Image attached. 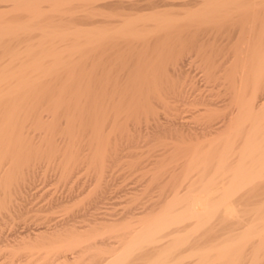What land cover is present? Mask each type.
Masks as SVG:
<instances>
[{"label":"bare ground","instance_id":"bare-ground-1","mask_svg":"<svg viewBox=\"0 0 264 264\" xmlns=\"http://www.w3.org/2000/svg\"><path fill=\"white\" fill-rule=\"evenodd\" d=\"M42 1H46V0H0V9L9 8V7H11V5L14 8L16 5H18V6L23 5L24 7H26V10L29 11V14L33 13L34 14L33 17L35 16V18H36V16H37V18H38V15H39V17L44 16V15L40 16L39 13H38V15H35L36 10H39L38 8L41 7L39 5L44 3ZM49 1H51V0H47V2H49ZM52 1L54 2V7L59 6L60 8L63 9V7H61V6L66 7V4L73 1V0H52ZM93 1L94 2L89 3V7L87 6V9H91V10L93 9V14H94V13H100L102 11V8L100 9L99 7H104V8L106 7L105 8L106 10H108V9L110 10L107 12L111 14V16H108L107 18L112 17L113 20H111L110 22H106L105 24L108 23V25L104 29H102L101 27H93L92 29L95 31V32H93V30L91 29L93 33L90 32L91 30L87 29L91 33V35H90V33H88V35H89L88 38L89 37L91 38L90 40L87 38L86 35H84V33L82 34L83 36L81 34L79 35L78 34L79 29H78L77 37L79 38V37L86 36L83 39L87 38L88 40L86 41V43L84 42L85 44L83 43V45L81 43V45H79V46L75 45L76 47H74V45H73L71 47H74L77 53L82 52V51L84 52V49H86V47H88V49L91 47L90 51H88V49H87V51L89 52L88 53L89 55L92 54L91 57H92L93 61L91 60V62H93V64H94L92 70L90 68L91 74H89V77H90L89 79H91V83H90V81L89 82L87 81V82H85V84L87 83V85H84V86L82 85V82L84 83V81H85L84 79L88 80V77L87 78L85 77V76H87L86 75L87 72L84 73L85 70H84V68H82L84 71H82V69H81L80 75L78 72L76 73L77 65L74 69L69 67V69L71 68L69 70V72L71 73V74H69V80L67 79L69 72L65 75L67 80L65 79V77H64V79L66 81L62 79V82L65 81L66 83L61 84V85L56 83L57 81H59V83H60V80H61L60 78L62 77V75L65 72V71L64 72L62 71L63 73L60 74L61 69L64 68V64H68L70 61L68 62V60H69L68 59L67 60L68 63H67V62H65L66 59H65V61L61 60L60 58L63 59L62 55H65V54H62L61 51L60 52H57V51L51 52L49 50L50 49L49 47H52L53 45L57 44V39H59L60 37L63 38L66 36V35H63V31L61 32L62 33L61 36L59 35L60 33L58 35L55 34V36H54V35H51L53 32L52 33L47 32L48 34H50V33L51 34L48 35L45 33V35H47L44 37L45 39L43 38L44 35L42 37L40 36L39 39L42 38L44 40L41 39L38 41L39 42L38 43L36 40L34 42V38L32 36H30L31 33H29V31L32 32L33 26L32 27L28 26V25H30L29 20L27 21L28 23L26 21H24L25 23H27L26 25L24 24L25 26H23V25L22 26L12 25V26H15V27H12V26L8 25V27L2 26L3 28L0 29V51H2L1 49H3V48H4V50H6L7 47L10 48V49L7 48L9 51L6 50L7 54H9L8 55L9 58H7L6 60L5 59L1 60V58H0V182L2 181V179L4 180V177L6 175L8 177L9 174H10L9 179L10 178L12 179V176H13V178H20L21 179V177H23L22 178L23 180L25 178L27 179L26 176L30 174L29 173L30 169H28L29 160L31 158L32 159L35 158L33 156H36V157L39 156L38 153H40V151L36 152L37 149H39V147L38 148H34V146L30 147L33 143L30 144V140L28 141V138H27L28 133H26V131H25V130H27L25 128H27L26 125L29 124V120L31 121V123H32V120L33 121L35 120L37 122V124L41 127L42 126L44 127V125L45 126H54V127L56 126V127H58V125L61 124L60 123L61 120L64 119V117H66L67 118L66 122H67V124H69V126H67V124H65V126L70 128V130H68V132L69 131L72 132L74 130V128L76 129L79 126L80 121H81V126H82V123L86 124V128L88 126H90V124H93L92 126H90L91 127L90 129H92V127H93V130L95 132V133L94 132H92V133L96 134V136L93 134L94 135L93 139L94 138L99 139L103 134H104V138H105L106 137L105 135L109 133V132L103 133L104 132L103 130L107 127V124L115 123V124H113L114 125L113 128H115V127H117L116 124H122V122H125V126H126V124L128 125L130 123H132V125H133L134 121H139V123H140V119L143 120V118H142L143 116L141 114L143 113L142 111H144L146 113H152L151 116H152V120L154 123L152 125H155V127L158 126L160 128V126H159V125H161V124H159L160 118L158 117L159 118L158 119L155 117L156 116V114H155L156 109H158V108L154 105L158 101H156V103L153 104L152 97L154 96V94L158 95L159 89H160V91H162V88L160 87L161 85L159 84V89L157 87V84L154 85L155 88L157 87V89H158V90L156 89L157 91L154 90V88H152V86H148L153 82V80L150 82V84L144 85L145 80H147V78L149 76L144 77V79L146 78L143 81L144 84L140 83L142 75L140 72L135 71V65H138L140 63L145 62L144 65L146 64V66H143V67H145V69L149 68V67H147V64H148L147 62L149 61V63H150V61H151V64H152V58L149 56L151 58L149 60V57L147 56V54L148 53L151 54L150 51L153 50L152 46L155 47L154 44H156L158 41L160 42V40H163L164 37L160 38V40H159V33L160 32L164 31L163 33H166V34H168L169 31L178 32L177 38L171 39V40L175 39L176 44H177V42H180L181 44H183L184 42L186 43V39L188 37H189L188 38L189 40L193 37L194 41H193V39H191V40L193 42H195V44L199 47L197 49H200V51H203L205 54H207L206 58L204 57L205 56V54H204V56L202 57L203 59H201L202 61L205 60V63H206V64H204V67H205L204 70L205 71L201 72V73H203L202 75L206 76V74H204V72H206V71H208V74H209V76H208L209 80L206 79L208 82L207 87L210 85L209 84V83H211L210 81H212V82H214V84H211L214 87V89H213L214 91L216 90L215 87L218 88V86H222L225 89L224 93L225 94L228 93L230 96L228 98H226V96H228V94L225 95L224 101H226V102H224V103H219L220 101H217L219 104H221L220 106H217V102L215 100H213V101L210 100L211 98L209 99V101L207 99L204 102L205 104H207V110L205 113L207 114V112H209L208 122H207V119L206 120L204 119L206 117V114L205 113H204L205 115L202 114V112L206 108L204 109L202 107L204 109L203 111H201L202 115L197 114L199 111L196 109L198 111L196 113L197 117L198 116H204V118L200 117L199 118L200 120L199 119L198 120L202 121V119H203V122L206 121V122H204V125L206 124V126L205 127L203 126L204 130H205L204 132H203V128H202L203 136H205L204 139L198 140L199 135H198V137H196L192 133V131H193L192 129H194V128H192V127H194L193 125L191 126L192 131H190V133L187 132V130L189 129L188 127H190V126L187 127V125L189 123L187 122L188 124H186V127H187V130H186V127H185L186 122H181V120L178 121L179 119L182 118L183 115H181V114L179 115L178 112H177L178 115L174 114V116H173L174 119H172V121L170 122L171 123L170 125L172 127L170 125H168V127L169 126L171 127V131L174 134V139H175L174 144H173L174 148H175L174 153L176 156H180V154L185 153L184 155L187 156L185 158L186 162H204V163L205 162H217L216 166H217L218 162H219V164L217 167L215 166L217 170L214 171L215 173L214 172L212 173L213 174L212 178H209L208 179L209 181L207 180L208 182H206V184H204V187H203L204 190L202 189L198 194L189 195L190 197L188 196L187 197L188 199L187 200L185 199V201L188 202L187 203L188 205L186 204V207H185L184 206L185 201H184L183 207H185L186 209L181 210V211H183L182 213L178 214L177 212H179V210L177 211L174 208L173 209L177 212L172 213V212H170L171 210L166 211V212L164 211L163 214L159 218H157V220L155 222L151 221V222H154L152 225L150 223H148L150 227L148 229L146 228L147 229L146 231L143 230L144 228L142 229L143 231H141V233H143V234L138 235V237L135 236L136 240L135 239H133V241L130 240L131 243L129 245H127V248L125 247L126 249L123 250L122 253H120V251H119L120 254L118 253L119 255H117V254L115 255L117 257L114 258V255H113L112 257L114 259L112 258L113 260L112 261L110 260L111 262H108V263L109 264H122V263L126 262L129 259L130 254H131L134 247H136V249H138L139 247L137 245L144 244V245L150 246V245L145 244V243L155 244L156 243L155 241H157L156 238L158 236H162V235H160V233L163 234V231L167 228H170L173 226L176 227L175 225L179 226L180 224L181 225H183V224L187 225V223H186L187 221L194 219L197 222L193 223L194 220H193V222H190V223H193V225L191 224L192 226L195 225L194 228L192 229V231H199V230H202L203 228L206 229L208 226H210L212 224V222L214 223V220L216 218H221L222 222H224L225 225L226 224L231 225L234 223V225L237 227L233 226V227H235V228H233L231 226L233 229L230 230L229 233L226 231L228 234L225 233L227 235L225 237L226 240L224 242H222V244H221V240H220V243H219V241L216 243H212L210 241V243H207V246L209 244V247H205L206 249L203 246L202 247L203 250H196L195 252H192L189 256L187 255L188 257H192L191 259H193V257H195V260L189 264H264V213L262 212L263 209L258 210V209H256L257 208L256 207V208H254V209H256V211L254 212V211H252L253 208H251L250 211H248L245 214V217H242L241 216L242 211L240 212L241 208H239L240 205H239V207L238 206L236 207L235 206L236 201L234 202V197L237 194L239 196V193L241 191H242V193H246V192H243V191H245L244 189L247 190L249 187L250 188L255 187L258 184H260L262 182V180L264 182V176H263L264 175V0H183V1H181V0L180 1H177V0H107L106 1L105 0L106 2H103V3H102L103 0H93ZM202 1H204V2H202ZM13 2H15L16 4H14ZM98 2H100L101 4ZM49 3L51 6L52 2H49ZM13 5H15V6H13ZM67 5H69V4H67ZM178 5H180V6L183 5V6L189 7L188 10H186L187 12L183 13V17H180L181 14L177 13L179 15V17H178L176 14V11H175L176 9L174 10V7H176ZM183 6H181V7H183ZM54 7L52 6L51 9H55ZM96 7H98L97 10L100 9L98 12H95V11H97ZM16 8H17V6H16ZM60 8H58V9H60ZM162 8L164 9L163 11H161ZM179 8H178L177 12H179V10L182 9V8L181 9H179ZM183 8H186V7H183ZM20 9L23 11V7L22 8L20 7L19 10H17V11H21ZM105 9L102 12L106 11ZM155 9L156 10L160 9V10L159 11H152ZM40 10H41V8H40ZM56 10L57 9H55V11H52V13L55 12L56 14H58ZM145 10H149L151 13L149 14L148 13L149 11L148 12L146 11L147 15H143V13H140L141 11L145 12ZM182 10L184 11L185 9H182ZM62 11L64 12L65 10H62ZM62 11H60V12L62 13ZM132 11H136V14H137V11L138 12L140 11L139 12L140 14H137L139 16L133 18L135 13L130 14ZM183 11H181V12H183ZM40 12H44V11L41 10ZM146 12H145V14H146ZM130 15H133V16L128 17ZM28 17H30V16H28ZM27 19H29V18H27ZM36 19H34V20H36ZM0 20H1V17H0ZM18 21H19V19H18ZM54 21H56V20H54ZM33 23L36 25L35 22H33ZM47 23H49V22H47ZM114 23H117V24L119 23L120 25L115 26L116 24H114ZM148 23H153L154 26L148 27V25H147ZM98 24H100V23H98ZM140 24L144 25V26H142V28H141ZM16 25H17V23H16ZM49 27L50 26L48 25V28ZM52 27H53V25H52ZM43 28H45L44 25H43ZM47 29H43L44 30L43 32H46ZM2 30H5L6 32H3ZM41 30L42 29H40V31ZM50 30H48V31H50ZM52 30H54V28H52ZM69 30H70V28H69ZM57 31H56V33H58ZM72 31H74V30H72ZM183 31H185V33ZM21 32H26L28 35L26 33L21 34ZM80 32H81V28H80ZM181 32L183 34L189 35V36L185 35V41H182V39H181L184 36V35L183 36L180 35ZM36 33H38V32H36ZM66 33H67V31H66ZM72 34H74V32H72ZM75 35H76V33H75ZM169 35H170V33H169ZM160 36H161V34H160ZM180 36H182V37L180 38ZM186 36H187V38H186ZM66 37H69V34ZM77 37H75V38H77ZM166 38H168V37H166ZM36 39H38V37ZM66 40H67V38H66ZM68 40H69V38H68ZM78 40L80 41V38ZM20 41H24L25 43L27 42L26 43L27 46L25 47L24 45H26V44L21 43ZM164 41L167 43V40H164ZM8 42H10V43L12 42L13 44H15L16 42H20L21 44H23V46L25 48L24 49L22 47L21 48L20 47L14 48V45H12V47H11V46H9V44H7ZM36 42L38 44L35 47ZM58 43H59V41H58ZM62 43H63V41H62ZM161 43H163V42H161ZM187 43H189V42H187ZM48 44H49V47L46 49H48L49 51L45 52L44 47L48 46ZM50 44L52 46H50ZM76 44H78V41L76 42ZM31 45H32V47H31ZM197 46H195V45L192 46L189 51H191V49L194 48L193 49L194 51L192 50L193 53L194 54L196 52L198 53V51L195 52V50H197V49H195ZM40 47H43V49H41V50H44V51L39 50V52L41 51L42 54L45 53V55H47V54L51 55V57L53 58V55L55 57V55L59 56V54L61 53V56L59 59H58V57H55L56 58L55 60L51 59L50 56L49 57L46 56L47 58H49L47 60V58H44L45 55H43L42 58L38 59L33 54H36V52H38L36 49L40 48ZM154 49L156 50V48H154ZM75 50H72V51H75ZM25 51H27V52H25ZM72 51L70 49L69 53H72ZM87 51H85V53ZM6 52L4 51V53H6ZM90 52H91V54H90ZM64 53H67V49L65 50ZM85 53H80V54L85 55ZM189 54L190 53H188L187 56H189ZM31 55H33V57H35L36 59H33L31 57ZM70 55H72V54H70ZM152 55H153V53H152ZM28 56H30L31 59L27 60ZM39 56H42V55L39 54L38 57ZM136 56H139V57H136ZM146 56H147L148 60L146 59ZM182 56L183 55H181V57ZM30 57H28V58H30ZM85 57H87V56H85ZM192 57L194 58L193 55L189 58L186 57V60L183 63L191 62L188 59L194 60ZM68 58H70V57H68ZM89 58H90V56H89ZM83 60H81V61L83 62ZM63 61L65 63L62 64L61 62H63ZM71 61L74 62V61H77V59L71 60ZM89 61H90V59H89ZM47 62H49V63L51 62L52 65L46 64ZM78 62L80 65L81 64L80 60ZM54 63H56V64H54ZM58 63L63 65V67H61V65H57ZM74 63H76V62H74ZM183 63H181V64H183ZM187 63H186V65H187ZM203 63H204V61H203ZM86 64H87V62H86ZM184 65H183V67H186ZM190 65H192V64H190ZM140 66H141L140 68L136 67V69L137 68H138V70L141 69L142 65H140ZM151 66H153V65H151ZM60 67H61V69H60ZM78 67H80V66H78ZM183 67H181L182 69H180V70H182L183 74L179 71H177V73H181L182 76L185 74L186 77L188 76L187 78H189V75H187V74L189 72L191 73V69H189L190 67L189 68L186 67L187 69L190 70L189 72L185 68L183 69ZM179 68L180 67H178L177 70H179ZM64 69L66 70V68H64ZM202 69H203V65H202ZM87 70H89V69H87ZM146 70L149 71V69H146ZM184 70H186L188 73L186 74V71L184 72ZM197 70H198V68H197ZM139 71H141V70H139ZM143 72H144V70L142 71V73ZM149 72H152V69ZM82 74H85V76H83L84 79L82 78L83 80H81L82 82L81 83L80 82L75 83L74 79H77L80 81ZM149 74H150V76L153 75V73H148V75ZM154 74H156V73H154ZM157 74H158V72H157ZM172 74L174 75L173 72H172ZM178 76H179V74H178ZM192 77H194L196 79L195 75ZM199 77L202 78L203 76L200 75ZM149 78H153V77H149ZM201 78L200 79L197 78V79L200 81ZM56 79H58V80L55 81ZM182 79H185V77L184 78L182 77ZM182 79H181V81H182ZM202 79H204V77ZM70 80H73L74 82H67ZM186 80L188 81V79H186ZM189 80H190V78H189ZM198 80H196L197 82L195 80L189 81V82H192L189 84L193 85V87H194L196 85L194 83H198L199 82ZM181 81L179 79V83ZM193 81H194V83H193ZM146 82L149 83L148 80ZM207 82L205 83V85L202 82L201 83L203 84V86H206ZM177 83H178V81H177ZM177 83L175 82V84H177ZM185 83H187V82L185 81ZM185 83H183V84L185 85ZM201 83H200V85H201ZM181 84L176 85V89L173 90V92H172L174 94V96L178 95V97L176 96V99L179 97L181 98L182 96H179V95H181L184 91L186 92V90H189L187 88H186V90L185 89L182 90L185 86L182 87ZM188 86H189L190 91H191L193 88L191 89L190 85H188ZM197 86H198V84H197ZM162 87L164 89L163 85H162ZM201 87H202V85H201ZM201 87H200V89L196 88L195 91H197V93H199L200 92L199 90L202 91ZM171 88H170V90H171ZM211 88H212V86H211ZM172 89H174V87ZM197 89H199V90H197ZM166 90H168V89H166ZM153 91H156V92L153 93ZM190 91H188L187 94H189ZM192 91H194V90H192ZM215 92H213V94H216ZM169 93H170V91H169ZM169 93H167V94H169ZM206 93H208V92H206ZM221 93H222L221 91H217V94L219 96ZM224 93H222V94L224 95ZM164 94H166V93H164ZM222 94H221V97H219L217 95V97H219L218 99H221L223 97ZM185 95H186V93H185ZM208 95L210 96L211 94H208ZM159 96H160V94H159ZM202 99H205V97ZM193 100L195 101V99H193ZM202 101H204V100H202ZM190 103H192V102H190ZM222 104H224V105H222ZM185 105H187V104H185ZM175 106H178V104ZM199 107H197V108H199ZM170 112H172V111H170ZM186 112H184V113H186ZM89 114H90V116H88ZM79 115H84V116H87L88 118L93 117V116L94 117H93V120L91 118H90V120H88V119L82 120V118L84 117L83 116L80 118L81 120L80 119L78 120L76 118V116H79ZM133 115H135V117ZM137 115H139V117ZM132 116L136 119L134 120V118H133V121L130 122L131 121L130 118ZM176 116L179 118L178 119L175 118ZM193 116H195V115H193ZM138 118H140V119H138ZM191 118L193 119V117H191ZM149 119H148V121H150ZM195 120H197V119H195ZM64 121L65 120H63L62 124L65 123ZM151 122H149L150 125H151ZM76 125H78V126H76ZM118 127L115 129L118 130V129L122 128V127H119V128ZM47 128H49V127H47ZM78 128H81V127H78ZM146 128L148 129V127H146ZM37 130H38V127H37ZM105 130H107V129H105ZM108 131H111V130H108ZM115 131L113 132L114 134H116ZM140 131H142V130H140ZM169 131H170V129H169ZM83 132H84V129H83ZM121 132H123V131H121ZM199 132H201V131H199ZM128 134H129V132H128ZM34 135L37 136V135H39V133L34 134ZM50 135H51V133H50ZM36 136H34V137H36ZM68 136L71 137L72 135H68ZM108 136L110 137V133L108 134ZM112 136H113V134L111 133V137ZM49 137H51V136H49ZM72 137H74V136H72ZM90 137H91V135H90ZM98 139H94L91 141H94L93 144H95V140H98ZM39 140H41V139H39ZM102 140H103L102 143H100L101 140L97 141L98 144H95L96 147L94 145L95 149L100 147V149L98 148L95 151V154H92V155H95L94 156V157H96L95 160H101L102 159V156H101L102 150H104V148H105L102 146L103 144H105L104 139H102ZM116 140H118V139H116ZM34 142H35V140H34ZM79 142H82V141H79ZM45 143H46V141H45ZM73 144H75V143H73ZM58 145H60V144H58ZM70 145H71V143L69 145H67V147H69ZM97 145H98V147H97ZM80 146H78V148ZM107 146L108 145L106 144V147ZM48 147H50V146H48ZM83 147H84V145H83ZM117 147H118V145H117ZM72 148H74V147H72ZM35 149H36V151H35ZM43 150H45V149H43ZM105 150H106V148H105ZM34 151H35V153H34ZM97 151H98V154H96ZM13 152H14V156L10 155V153H13ZM51 152H52V150H51ZM69 152L70 153H68V154H70V155L69 156L67 155L68 157H66V154H64L65 155L64 157H66V159H67V160H65V158H64V160L68 162V163L67 162L65 163L66 167L64 166L65 167L64 171L66 173H71V169L73 171L74 165L72 166V168H71V165L74 164V162L72 163L71 161L74 160V157L75 158L77 157L74 155L73 152L72 153H71V151H69ZM43 154L44 153H42V155ZM49 154H50V151H49ZM7 155L12 156L13 159H12V157H10L12 160L9 159V156L7 158ZM86 155H88V154H86ZM54 157H56V156H54ZM84 158H85V156H84ZM104 158L105 157H103V159ZM174 158H175V156H174ZM179 158L180 157H178V159ZM4 159H5V161H7V159H8V162H2ZM92 159H93V157H92ZM9 160L14 161V162H11ZM182 160H183V158H182ZM99 162H101V161H99ZM228 162H239V163L238 164L236 163L237 165L235 167L233 165V168H232V166L228 165L229 164ZM206 164L207 163H205V165ZM62 168H63V166H62ZM231 172H232L233 176H232V178L230 176V178H231V180L229 179L230 182L226 183L225 182L226 180L224 178H225L226 174H228V176H226V177H229V173H231ZM33 174L35 175V173H33ZM67 175H70V174H67ZM62 176H63V174H62ZM205 176H207V175H205ZM6 178H5V181H6ZM220 179H221V182H220ZM13 182H14V180H13ZM218 182L221 185V186L219 185V187H221V188H219V190L222 193H221L220 198L218 200L217 199L214 200L215 198L213 199L211 197L213 195L212 191H211L213 188H210V187H216V184L218 185ZM6 183H7V181H6ZM20 183H21V180H20ZM1 184H0V188L3 184L6 186V184L4 182L2 185ZM9 184H11V183H8V185H7L8 187H10ZM32 184H34V183H32ZM18 185H20V184H18ZM23 186H25V185H23ZM19 188H20V186H19ZM250 188H249V190H250ZM215 189H213V191H215ZM5 190H6V187H4V191ZM21 190H23V189H21ZM216 190H218V189H216ZM251 190H253V189H251ZM248 192H250V191H248ZM4 193H3V195H4ZM242 193H240V194H242ZM255 193H256V191H255ZM259 193L260 192H258V194L256 196H259V195L261 196V194H259ZM3 195H2V197H4ZM27 195H29V194H27ZM238 196H236L235 198H237ZM242 197H243V195H242ZM254 197H255V195H254ZM7 198L8 197H6V199L4 198V201L1 198L2 200L0 201V208H3L7 205L5 202V200H7ZM248 200H249V198H248ZM252 200H254V199H252ZM11 201H12V199H11ZM249 201L252 203L251 200H249ZM246 202H247V200H246ZM248 202H247V204H248ZM253 202L255 204V201H253ZM245 206L247 207V205H245ZM252 206L255 207L256 205H252ZM252 206L249 205L247 208L252 207ZM235 207L239 208L240 210H238V209L236 210ZM246 207H244V208H246ZM261 207H263V206H261ZM145 208L146 207H144V209ZM153 208H154V206H153ZM244 211H245V209H244ZM175 213H177V214H175ZM243 216H244V214H243ZM245 218H247V219H245ZM65 226H66V224H65ZM215 227H216V225H215ZM177 228L178 227H176V229ZM172 229L175 230L174 228H171L169 230H172ZM178 229H180V228H178ZM213 229H215V231H216V228H213ZM49 230H46V231L40 230V232L36 235H38V237H40V238H46V237L51 238L54 234H57V232L55 233L54 231H49ZM173 230L171 232H173ZM209 230H210V228H209ZM166 231H164V232H166ZM138 232H137V234H139ZM171 232H170V234H171ZM188 232H190V231L188 230L186 232V234L182 235V237L184 235L187 236ZM168 233H169V231H168ZM213 233L214 232H212V234ZM174 234H176V233H174ZM193 234L195 235V233H193ZM176 235L179 236L180 234L177 233ZM196 235H198V234H196ZM222 235L224 237V234H222ZM56 236H59V235H56ZM178 236H176L177 239L175 241L173 240L175 242L174 246L172 245L174 250H175V248L179 249L178 247L180 246V243L182 242L180 240L186 238V236L183 238H181V236H180L179 237L180 240H179ZM171 237H175V236L171 235ZM188 237H191V236H188ZM192 237H195V236H192ZM223 237L221 236V239ZM158 239L160 240L161 237L160 238L158 237ZM162 239H164V238H162ZM45 241H46V239H45ZM215 241H216V239H215ZM144 245H141V247H143ZM158 246H159V244H158ZM155 247L153 246L151 248L152 251H153V248H155ZM173 248L171 247V249H173ZM156 250H158V247ZM168 250H170V249L168 248ZM138 252L142 253V250L138 251ZM143 252H145V250ZM156 252H158V251H156ZM172 252H173V250H171V253L169 252V254H172ZM149 254H151V253H149ZM164 254L165 255H163V254L161 255V258H162V256L167 257L166 254H168V253L164 252ZM161 258H159V260H158V258H155L157 260L156 261L153 260V261H155V264H157V263H165L166 264L167 259L165 260V259H161ZM246 259H247V261H245ZM153 261L151 262V264H153Z\"/></svg>","mask_w":264,"mask_h":264},{"label":"rangeland","instance_id":"rangeland-1","mask_svg":"<svg viewBox=\"0 0 264 264\" xmlns=\"http://www.w3.org/2000/svg\"><path fill=\"white\" fill-rule=\"evenodd\" d=\"M73 1L67 3L69 5L66 4V7L61 6V7H63V9L60 8L59 6L57 7L56 5L55 6L57 8L54 7V2L52 0L49 1V2H52L51 6H50V3L47 2V0L42 1L44 3H42V2H41L42 4L40 3L41 5H39V6H41V7L38 8L39 10H36L35 15H38V13H39L40 16L44 15L45 17L44 16L39 17V15H38V18L36 16L37 19L35 18V16L33 17V15H34L33 13L29 14V11H27L26 7H24L23 5L22 6L16 5L17 8L15 5H13V6H15L16 9L14 7H12V5L9 8L0 9V12H1L0 13V17H1L0 29H2L3 27H6V26L8 27V25H10V26H12V25H15V26H18V25L22 26L23 25V26H25L28 23L27 21L29 20L30 25H28V26L29 27L33 26L32 32L29 31V33H31L30 36H32L34 38V42H35V40L37 42L39 40H41L42 38L39 39L40 36L42 37L44 35L43 38L45 36H47V35H45V33L48 34L47 32H51V33L53 32L54 34L53 33L52 34L50 33V34L54 35V36H55V34L58 35L59 33H60L59 35L61 36L62 31H63V35L68 36V34H69V37L65 36L67 38V40L65 37H63V38L60 37L59 38L60 40L57 39V44H55L53 46L50 44V46H52V47H49V44H48V46L44 47L45 48L44 50H45V52H48L49 50L51 52L52 51H57V52L61 51L62 54H65V55H62L63 59L60 58L61 53L59 54V56L55 55V57H58V59L60 58L61 60H64V61L66 59L65 62H67L68 59H69L68 62L70 61L69 63L67 62L68 64H64V68H66V70L64 68L61 69V67H63V65H61L59 63L57 64V65H61L60 74L63 73L64 71L65 72L62 75V77L60 78L61 80L59 79L60 83H59V81H57L58 79L55 80V81H57L56 83H58L60 85L66 83L65 81L67 79L69 80V74H71L69 72V70L71 68L74 69L77 65V67L78 66H80V67H78L79 69L76 67V73L78 72L80 75L81 69L84 68L85 71L83 69H82V71H84V73L87 72L86 73L87 76H85V74H82L81 79L79 78L80 81L77 79H74V81H75V83H77V82L81 83L82 82L81 80L84 79L83 76H85L86 78L88 77V80L84 79L85 80L84 83L82 82V85L84 86V85H87V83L85 84V82H87V81L88 82L90 81V83H91V79H89L90 78L89 74H91L90 71L92 70V68L94 66L93 62H91V60H92L91 52H90L91 55L88 54L89 53L88 51H90L91 47L89 46L90 47L89 49H88V47H86V49H84V52L82 51V52H78V53L76 52L74 47L81 45V43L83 45L84 42L86 43V41L88 39L89 40L91 39L90 37L88 38V36H89L88 33L92 32L93 27H101L102 29H104L108 25V23L107 24H105V23L110 22L111 20H113V18L112 17H110L111 19L107 18L108 16H111V14L107 12L110 10L108 8H107L108 10H106L105 9L106 7L105 8L99 7L100 9L102 8V11L104 9L106 11H104V12L101 11L100 13H94V14H93V9L92 10L87 9V6L89 7V3L94 2L93 0H79V1L73 0ZM106 1L103 0L102 3L106 2ZM177 1H180V0H177ZM181 1H183V0H181ZM202 2H204V1H202ZM13 3L16 4L15 2H13ZM98 3H100V2H98ZM52 6L55 9H57L56 11L58 14H56L55 12L52 13V11H55V9H51ZM181 6H183V5H181ZM181 6L178 5V6L174 7V10L176 9L175 10L176 14L177 13L181 14L180 17H183V13L187 12L186 10H188L189 7L183 6V7H186L187 8L186 9V8L181 7ZM20 7L21 8L23 7V11L21 9H20L21 11H17V10H19ZM40 8L44 12H40L41 11ZM58 8H60V9H58ZM97 8L98 7H96V10H97ZM178 8L179 9L182 8L185 10L183 11L181 9V10H179V12H177ZM61 9L65 10V11L63 12ZM59 10L62 11V13ZM99 10H97V11L94 10V11L98 12ZM159 10L155 9L152 11H159ZM163 10L164 9L162 8L161 11H163ZM146 11L148 12L149 10H145V12ZM181 11H183V12H181ZM139 12L137 11V14L143 13V15H147V12H146V14L144 11H141L140 13ZM133 13H135L134 16L130 15L128 17L133 16V18H135V17L139 16L136 14V11H132L130 14H133ZM148 13L150 14L151 12L149 11ZM178 14H177V16L179 17ZM28 16H30V17H28ZM27 18H29V19H27ZM18 19H19V21H18ZM34 19H36V20H34ZM54 20H56V21H54ZM24 21H26L27 23H25ZM33 22H35L36 25ZM47 22H49V23H47ZM16 23H17V25H16ZM98 23H100V24H98ZM42 24L44 25L45 28H43ZM114 24H116L115 26L120 25L119 23L118 24L114 23ZM48 25L50 26L49 28H48ZM52 25H53V27H52ZM147 25H148V27L154 26L153 23H148ZM15 26H12V27H15ZM140 26L142 28V26H144V25L140 24ZM51 27L54 28V30H52ZM39 28L42 30L40 31ZM69 28H70V30H69ZM80 28H81V32H80ZM43 29H47L46 32H43L44 31ZM78 29H79V32H78ZM87 29H89V30L92 29V30L89 32ZM48 30H50V31H48ZM72 30H74V31H72ZM2 31L6 32L5 30H2ZM56 31L58 33H56ZM66 31H67V33L68 32L69 33L67 34ZM71 31L74 32V34H72ZM185 31H183V32L185 33ZM36 32H38V33H36ZM77 32L79 35L80 34L82 35L84 33V35H86L88 39L87 38L83 39L86 36L79 37L80 38V41H79L78 40L79 38L77 37ZM93 32H95V31L93 30ZM163 32L164 31H162L160 33L158 32L159 33V40H160V38L164 37L163 40H160V42L158 41L156 44H154L155 47L152 46L153 50L150 51L151 54L150 53L147 54L148 57L150 56L152 58V64H151V61H150V63L148 61L147 67H149V68H146V69H149V71L152 69V72H149L148 70L145 69V67H143V66H146V64L144 65L145 62L138 64L139 66L135 65V71L140 72L142 77H143V78L141 77L140 83L144 84L143 81L146 79V78L144 79V77L149 76V77H153V78L148 77L147 80L149 83H147L146 82L147 80H145L144 85L150 84V82L152 80H153V82L148 86H152V88H154V90H156L157 87L159 89V84L161 85L160 87L162 88V91H160V89H159L158 95L154 94V96L152 97L153 104L156 103V101H158L154 105L158 108V109L155 108L156 109V113H155L156 116L155 117L160 118V119L158 118L160 120L159 124H161V125H159L160 128L157 126L159 129L157 127H155V125H152V124H154L153 120H152V116H151L152 113H146L144 111H142L143 113L141 112L142 114L140 113L143 116L142 118L144 121L142 119L138 118V119H140V123H139V121H134L133 125H132V123H130L133 121V118L135 117V115H133L134 117L132 116L130 118L131 121L129 120L130 121L129 122L130 124H128L129 126L127 124L125 126V122H122V124H116L117 127L118 126L122 127L118 130L115 129L117 127L113 128L114 127L113 124H115V123H109V124H107V127L105 128L107 130L104 129L103 133L109 132L110 137L108 136V134H109L108 133L105 135L106 136L105 138H104V134L99 139L94 138V139H98V140H95V144H98L97 141H100V140H101L100 143H102L103 142L102 139H104L105 144H103L102 146L106 148V150H105V148H104V150H102V155H101L102 159H103V157H105V158L103 160L102 159L101 160H95L96 157H94L95 155H92V154H95V151L98 148L100 149V147H98V145H97L98 148L95 149L96 145L93 144L94 141H91V140H94L93 139L94 135L96 136V134H94L95 132L93 130V127H92V129H90L91 128L90 126H92L93 124H90V126H88L86 128V124L82 123V126H81V121H80L79 126L78 125H76V126L81 127V128H78V127L76 129L74 128V130L72 132L69 131L71 133L70 134L68 132V130H70V128L67 127V126H69V124H67V122H66V120H67L66 117H64V119L61 120V122H60L61 124H59L58 127H56V126L55 127L54 126H45V125H44V127L43 126L41 127L37 124V122L35 120L34 121L32 120V123L29 120V124H27L26 125L27 128H25L27 130H25V131H26V133H28V135H27L28 141L30 140V144L33 143L30 147H32V146H34V148L39 147V149H37V151L35 149V151L36 152L40 151L41 154L38 153L39 156H37V157L33 156L35 158H33V159L31 158L29 160L28 169H30L29 170L30 174L29 173L28 174L30 176L27 175L26 176L27 179L26 178L24 179L25 181L22 179L23 177H21V179H20V178H13V176H12V179L11 178L9 179V175H10L9 174L8 177L6 175L4 177V180L2 179V181L0 182V184L1 183L3 184V182L6 184V186L4 184L3 185L1 184L2 186L0 188V201L2 199L4 201V198L6 199V197H8L7 200H5L7 205L3 208H0V216H1L0 217V229H1L0 230V264H109L108 262H111L115 257H117V256H115L116 254L119 255L120 253H122L123 250H125L127 248V245H129L131 243V241H133V239H135V236L138 237V235L143 234V233H141V231H143V230L146 231L150 227L148 223H150L152 225L157 220V218H159L163 214L164 211L166 212V211L171 210L170 212L174 213V212H177L179 210V212H177V213L178 214L182 213L183 211H181V210L186 209L185 207H186V204L188 203L187 201H185V199L187 200L188 199L187 197L189 195L198 194L203 189L204 184H206V182L209 181L208 179L212 178V175H213L212 173L217 170L216 167L218 166L219 162H218L217 166H216L217 162H205V163H207L206 165L204 162H186L185 158L187 156L184 155L185 153L180 154V156L175 155V153H174L175 148L173 145L175 139H174V134L171 131L172 126L170 125L171 124L170 122L172 121V119H174V117H173L174 114L176 115L178 112L179 115L180 114L183 115L182 118L180 117L181 119H179L178 121L181 120V122H186L185 127H186V124L189 123L187 125V127L190 126V127H188L190 130L188 129L189 130L188 131L187 127H186L187 132L190 133V131L193 130L192 133L196 137H198V135H199L198 140L204 139L205 136H203V132L205 131L204 127L206 126V124L204 125V122H206V121L203 122V119H202V121H199L200 120L199 118L200 117L204 118V116H198L197 117L196 115L201 114V111H203L205 108L206 109L202 112V114H204L206 112L207 104H205L204 102L207 99L209 101V99L211 98L210 100H212V101L215 100L216 102L220 101L219 103H224V102H226V101H224L225 95L228 93H226V94L224 93L225 89L222 86H218V88L215 87L216 88V90H215L216 92H215L213 90L214 89L213 85H211V84H214V82H212V81H210L211 83H209L210 85L207 87V85H208L207 80H209L208 71L204 72V74H206L207 77L202 75L203 73H201V72L205 71L204 70V68H205L204 64H206L205 60H203L204 63L201 60V59H203L202 57L204 56L205 53L203 51H200V49H197L199 47L195 44V42H193L194 41L193 37L192 38L190 37L191 39H193V41L191 39L189 40L188 39L189 37L187 38V36H186V38L188 39V40L186 39V43L184 42L183 44H181L180 42H177V44H176L175 39L174 40H171V39L177 38L178 32L169 31L170 35H169V33L166 34ZM23 33H26V32H21V34H23ZM75 33H76V35H75ZM181 33H180V35H182V36L184 35V36L183 37L180 36V38L182 37L181 38L182 41H185V35H188V34H183V33L181 34ZM50 34H48V35H50ZM160 34H161V36H160ZM90 35H91V33H90ZM37 37H38V39H36ZM75 37H77V38H75ZM166 37H168V38H166ZM68 38H69V40H68ZM44 39H42V40H44ZM61 40L63 41V43ZM76 40L78 41V44H76V42H77ZM164 40H167V43ZM58 41H59V43H58ZM20 42L24 43V44L27 43V42L25 43L24 41H20ZM20 42H16L15 44H13L12 42L11 43L8 42L7 44H9V46H11V47H12V45H14V48L15 47L16 48L22 47L24 49L27 46V44L24 45L25 46L24 47L23 44H21ZM37 42L35 43V47L39 43V42L38 43ZM161 42H163V43H161ZM187 42H189V43H187ZM73 45H74V47H71ZM194 45L197 46L195 48V49H197V50H195V52L198 51V53L196 52L195 54L193 53L194 48L191 49V51H189L190 48ZM31 47H32V45H31ZM48 47L50 48L49 50L46 49ZM7 48H9V47H7ZM7 48H6V50L9 51ZM154 48H156V50ZM41 49H43V47L37 48L36 50L38 52H36V54H33L38 59L42 58L43 55H45V53H43V54L41 53V51H44ZM66 49H67V53H64ZM70 49H71V51L72 50H75V51H72V53H69ZM87 49H88V51H87ZM1 50L3 51L4 48ZM6 50H4V51L6 52ZM39 50H41V51L39 52ZM2 51H0L1 60H3V59L6 60L7 58H9V56H8L9 54H7V52L4 53V51L3 52ZM27 51H25V52H27ZM85 51H87V52L85 53ZM38 53L42 56L38 57V55H39ZM80 53H85V55L80 54ZM152 53H153V55H152ZM188 53H190L189 56H187ZM70 54H72V55H70ZM33 55H31V57L33 59H36L35 57H33ZM181 55H183V56L181 57ZM192 55L194 56V58L192 57L194 60L188 59ZM46 56H48V57L50 56V58L54 59V60L56 59L54 57V55H53V58L51 57V55H48V54L45 55L44 58H47ZM85 56H87V57H85ZM89 56H90V58H89ZM147 56H146V59H147ZM28 57H30V56H28ZM28 57H27V60L31 59V57L30 58H28ZM68 57H70V58H68ZM136 57H139V56H136ZM150 57H149V60L151 59ZM186 57H188L187 59L189 61H191L188 63L186 62L187 65H186V63H183L186 60ZM204 57L206 58L207 54H205ZM48 59L49 58H47V60ZM76 59H77V61H74V62L77 63L80 60V63H81L80 65H79V62L76 64L73 61H71V60H76ZM89 59H90V61H89ZM81 60H83L84 63ZM64 61L61 63L62 64L65 63ZM86 62H87V64H86ZM181 63H183V64H181ZM189 63L192 65H190ZM46 64L50 65L51 62L50 63L47 62ZM54 64H56V63H54ZM140 65H142V68L139 69L141 71H139L138 68L136 69V67L140 68L141 67ZM151 65H153V66H151ZM183 65L186 66L187 68L190 67L189 69H191V73L189 72L190 70L187 69L186 67H183ZM202 65H203V69H202ZM69 67H71V68L69 69ZM178 67H180L179 70H177ZM181 67H183V69L185 68L190 73L189 74L186 70H184V72L186 71V74L188 73L187 75H189L190 80H189V78H187L188 76L186 77L185 74H184L185 76L181 75V73H182V70H180V69H182ZM90 68H91V70H90ZM197 68H198V70H197ZM87 69H89V70H87ZM142 69L146 73L145 74L143 72L145 75L142 73V71H143ZM177 71H179L181 73H177ZM157 72H158V74H157ZM172 72L174 73V75L172 74ZM67 73H68V78L66 79L65 75ZM148 73H153V75L150 76V74L148 75ZM154 73H156V74H154ZM178 74L181 78L178 76ZM194 75L196 76V79L194 77H192ZM200 75L203 76L204 79H202L203 77L202 78L199 77ZM64 77L66 80L64 79ZM182 77L183 78L185 77V79H182ZM197 78L198 79L201 78V80L199 81ZM62 79L65 81L62 82ZM179 79H180V81L182 79V81L180 83H179ZM186 79H188V81ZM184 80L187 83H185ZM192 80H195V81L198 80L200 83L202 82L204 85L207 82V84H206V86H203V84L201 83V85H202V87H201L199 82L194 83V81H193V83L196 84L195 85L196 87L195 86L193 87V85L189 84V83H192V82H189ZM203 80L204 81L206 80V81L204 82ZM74 81L70 80L67 82H74ZM177 81H178V83H177ZM175 82L177 84H175ZM183 83H185V85ZM155 84H157L156 88L154 87ZM180 84L182 85V87L185 86L182 90H184V89L186 90V88L189 90H186V92L184 91L182 93L183 95L182 94L179 95V96H182L183 98L179 97L176 99V96L178 97V95L174 96V94L172 92H173V90L176 89V85H180ZM187 84L190 85L191 89L193 88L192 90H194V91H192V90L190 91V88ZM197 84H198V86L199 85L200 86L198 87ZM162 85L164 86V89H163ZM211 86H212V88H211ZM171 87L172 88L174 87V89H172ZM200 87H201L202 91L199 90ZM170 88H171V90H170ZM196 88H199V89H197L200 91L199 93H197V91H195ZM166 89H168V90H166ZM156 91H153V93ZM169 91H170V93H169ZM188 91H190L189 94H187ZM217 91H221L222 93H224V95L221 93L223 95V97L221 98L222 100L218 99L219 97H221V94L219 96L217 94ZM206 92H208V93H206ZM213 92H215L216 94H213ZM164 93H166V94H164ZM167 93H169V94H167ZM185 93H186V95H185ZM159 94H160V96H159ZM208 94H211V95L209 96ZM217 95L219 97H217ZM203 96L205 97V99H202V98H204ZM229 96L230 95L228 94V96H226V98H228ZM193 99H195V101L197 99L198 100L195 102ZM201 99L204 101H202ZM190 102H192V103H190ZM219 103L217 102V106L221 105ZM174 104L175 105L178 104V106H175ZM185 104H187V105H185ZM222 105H224V104H222ZM197 107H199V108H197ZM170 111H172V112H170ZM184 112H186V113H184ZM208 114H209V112H207L206 117L204 118L205 120L207 119V122H208ZM139 115H137V116L139 117ZM193 115H195V116H193ZM83 116L84 115H79V116H76V118L79 120ZM88 116H90V114ZM93 117L88 118L87 116H84L82 118V120H86V119L90 120V118L93 120ZM191 117H193V119ZM147 118L148 119L150 118L149 119L150 121H148ZM175 118L178 119L179 117L176 116ZM135 119L136 118H134V120ZM195 119H197V120H195ZM63 120H65L64 124H62ZM149 122H151V125ZM65 124H67V126H65ZM168 125H170L171 127L169 126L170 127L169 128ZM192 125L194 126V127H192L194 129L191 128ZM37 127H38V130H37ZM47 127H49L50 129ZM146 127H148V129ZM202 128H203V132H202ZM83 129H84V132H83ZM169 129H170V131H169ZM108 130H111V131H108ZM140 130H142V131H140ZM114 131L116 134L113 133ZM121 131H123V132H121ZM199 131H201L202 133ZM92 132H94V133H92ZM128 132H129V134H128ZM38 133L40 136L34 135V134H38ZM50 133H51V135H50ZM111 133L113 134L112 137H111ZM48 135L51 137H49ZM68 135H72L75 138L72 136L70 137ZM90 135H91V137H90ZM34 136H36V137H34ZM39 139H41V140H39ZM116 139H118V140H116ZM34 140H35V142H34ZM45 141H46V143H45ZM79 141H82V142H79ZM68 143L69 144L71 143V145L69 146L70 148L67 147V145H69ZM73 143H75V144H73ZM58 144H60V145H58ZM82 144L84 145V147ZM106 144L108 145L107 147H106ZM94 145H95V147H94ZM117 145H118V147H117ZM48 146H50V147H48ZM78 146H80V147L78 148ZM72 147H74V148H72ZM43 149H45V150H43ZM51 150H52V152H51ZM35 151H34V153H35ZM49 151H50V154H49ZM69 151H71V153L73 152L74 155L78 157V158L74 157V160L71 161L72 163L74 162V164L71 165V168L74 165L73 171L70 168L71 173L73 175L71 173H66L64 171L65 170L64 168L66 167L65 163L67 162V161H65V160H67L66 157H68L70 155V154H68V153H70ZM42 153H44V154L42 155ZM64 154H66V157H64L65 156ZM86 154H88V155H86ZM96 154H98V151L96 152ZM10 155L14 156V152L10 153ZM10 155H7V158L9 156V159H11L10 157H12V156H10ZM173 155L175 156V158ZM54 156H56V157H54ZM84 156H85V158H84ZM92 157H93V159H92ZM178 157H180V158L178 159ZM64 158H65V160H64ZM182 158H183V160H182ZM12 159H13V157H12ZM11 160H9V161H11ZM99 161H101V162H99ZM2 162H8V159H7V161H5V159H4ZM11 162H14V161H11ZM228 163H229L228 165L232 166V168H233V165L235 167L239 162H228ZM62 166H63V168H62ZM33 173H35V175ZM62 174H63V176H62ZM67 174H70V175H67ZM202 174L203 175L205 174L207 176H205V175L203 176ZM226 176H228V174H226ZM226 176L224 179L226 180L225 182L227 183V182H230L229 179L231 180L233 174L231 172V173H229V177H226ZM230 176H231V178H230ZM5 178H6L7 183L5 181ZM13 180H14V182H13ZM20 180H21V183H20ZM220 182H221V179H220ZM8 183H11V184H9V186L12 189L7 186ZM32 183H34V184H32ZM263 183L264 182L262 180V182L260 184H258L257 186L251 187V188L249 187L250 190H249V188L247 190L244 189L245 191H243V192H246V193H242V191H241L240 193H242V194L239 193V196H238V194L236 195V196H238L237 198H235L236 196L234 197V202L236 201L235 206L239 207V205H240L239 208H241V210L239 208H236V207L235 208H236V210L237 209L240 210V212L242 211L241 212L242 214L240 213L242 217H245V214L248 211H250L251 208H253L252 211H254V212L256 211V209H258V210L263 209L262 212L264 213V192H263L264 191V184ZM18 184H20V185H18ZM23 185H25V186H23ZM219 185L220 184L218 182V185L216 184V187H210L213 189H215V188L218 189V190L215 189V191H213V189L211 190L212 194H213V195L211 194L212 195L211 197L213 199L215 198L214 200H216V199L218 200L220 198L221 193H222L219 190V188H221V187H219ZM19 186L23 190H21L19 188ZM4 187H6V190H5L6 192L4 191ZM251 189H253V190H251ZM248 191H250V192H248ZM255 191H256V193H255ZM258 192H260L259 194H261V196L260 195L256 196L258 194ZM3 193H4V195H3ZM27 194H29V195H27ZM2 195L4 197H2ZM242 195H243V197H242ZM254 195H255V197H254ZM247 197L249 198V200L252 201V203L248 200ZM11 199H12V201H11ZM252 199H254V200H252ZM246 200H247V202L249 201L248 202V204L250 203L249 205H251V206L256 205V206L255 207L252 206V207L247 208L249 205L247 204ZM184 201H185V205H184L185 207H183ZM253 201H255V204ZM245 205H247V207ZM153 206H154V208H153ZM261 206H263V207H261ZM144 207H146V208L144 209ZM244 207H246V208H244ZM173 208L177 211H175ZM254 208H256V209H254ZM244 209H245V211H244ZM177 213H175V214H177ZM243 214H244V216H243ZM245 219H247V218H245ZM193 220L194 219L187 221L186 222L187 225H185L183 223H182L183 225L178 224L180 227L175 225L176 227L180 228V229L177 228L178 230L174 226L167 228L168 230L165 229L164 231H166V230L167 231L166 232L163 231V234L160 233V235H162V236H158L159 238L161 237V239L162 238H164V239L159 240L157 237L156 238L157 241H155L156 243L154 242L155 244L145 243V244H148L150 246L141 244V245H144L143 247H141V245H137L139 248L137 247L138 249H136V247H134L132 252H131V254L132 253L133 254L132 255L130 254L129 259L122 264H151V262L153 260H155V261L157 260L155 258H158V260H159V258H161L162 254L165 255L164 252L168 253V254H166L167 257L165 256L166 257L165 258L162 256L161 259H165V260L167 259L166 264H189L195 260V257H193V259H191L192 257H188L192 252H195L196 250H203V248H202L203 246H204V248L209 247V244L207 246V243H210V241L212 243H216L219 241V243H220V240H221V244H222V242H224L226 240L225 239V237L227 236L226 234H228L229 231L232 230L233 228L237 227L234 225V223L233 224L230 223L231 225H229V224L225 225V223L222 222L221 218H216L214 220V223L212 222V224L210 226H208L207 228L205 227L206 229L203 228L202 230H199V231H192V229L195 226V225L192 226L193 223L197 222L196 220H194V222H193ZM151 221H154V222H151ZM190 222H193V223H190ZM65 224H66V226H65ZM215 225H216V227H215ZM231 226L232 227L235 226V227L232 228ZM171 228H174L176 231L172 229L173 232H171L172 230H169ZM209 228H210V230H209ZM213 228H216V231ZM40 230L41 231H46V230L54 231L55 233L57 232V234H54L51 238L50 237L40 238V237H38V235H36L40 232ZM188 230L190 231V232H188V235L183 236V237L186 236V238L180 240L179 237L181 236V238H183L182 235L186 234V232ZM168 231H169V233H168ZM137 232L139 234H137ZM170 232H171V234H170ZM212 232H214L213 233L214 235L212 234ZM174 233H176V234L178 233L180 235L178 236ZM193 233H195V235ZM196 234H198V235H196ZM222 234H224V237ZM56 235H59V236H56ZM171 235H173L175 237H171ZM176 236H178L179 240L182 242L180 243V246L178 247L179 249L175 248V250H174L173 246L175 244L174 241L177 239ZM188 236H191V237H188ZM192 236H195V237H192ZM221 236L223 237L222 239H221ZM45 239H46V241H45ZM215 239H216V241H215ZM158 244H159V246H158ZM153 246L154 247L156 246V247L153 248V251H152L151 248ZM157 247H158V250H156ZM171 247L173 249H171ZM168 248L170 250H168ZM137 250L138 251L142 250V253L138 252ZM144 250H145V252H143ZM171 250H173V252H172V254H169V252L171 253ZM119 251H120V253H119ZM156 251H158V252H156ZM149 253H151V254H149ZM113 255H114V258L112 257ZM155 261H153V264H155ZM245 261H247V259ZM157 264H165V263H157Z\"/></svg>","mask_w":264,"mask_h":264}]
</instances>
